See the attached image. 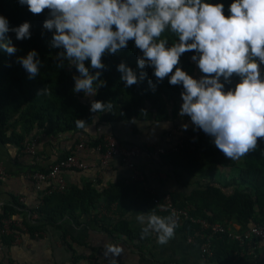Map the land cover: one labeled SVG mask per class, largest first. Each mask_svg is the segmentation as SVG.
<instances>
[{
	"label": "trees",
	"instance_id": "16d2710c",
	"mask_svg": "<svg viewBox=\"0 0 264 264\" xmlns=\"http://www.w3.org/2000/svg\"><path fill=\"white\" fill-rule=\"evenodd\" d=\"M208 2L223 3L227 16L228 6L234 0ZM47 15V9L39 15H34L27 6H21L18 0H0V16L7 18L11 27H18L24 22L31 24L30 39L17 41L14 33L7 34V38L11 39L13 46L18 49L14 55L0 52V144L23 149L35 134L44 133L53 137L73 133L81 135L84 129L77 126L76 120L89 122L88 127L93 124L104 126L133 121L159 123L176 118L190 121L189 118L179 115L183 103L180 96L182 86L170 85L167 77L162 83H157L152 68L143 70L147 76L137 85L125 87L117 66L123 62L137 74L141 71L137 67V57L142 53L135 47L134 41H129L127 48L117 54L102 57L106 70L102 72L100 79L106 81V86L99 87L95 96L85 98L83 93H75L73 76L79 73L68 61L63 62V67L57 66L60 63L57 54L61 50L51 46L52 32L43 28ZM165 38L168 40V46L178 42L177 37L167 29L159 39ZM31 50L37 51L42 61L40 74L34 79H29L25 70L16 62L17 57L26 56ZM194 54H183L178 66L193 78L199 79L202 73L191 59ZM85 66L90 67V61H86ZM91 71L94 74L95 70ZM261 74L263 77L264 65H261ZM148 80L155 85L154 91L149 87ZM238 82V78L234 76L230 86L234 87ZM44 89L45 91H42ZM93 100L110 102L112 110L91 113L90 103ZM104 137L102 134L93 141L82 137V143L87 144L90 149L101 145L102 152ZM173 146L178 150H169L165 155L156 158L160 159L161 163H169L176 176L185 173L188 177H199L196 186L188 195L169 193L175 208L186 209L188 216L197 220L230 228L232 224H237L240 227L238 232L254 226L264 227V140H258L257 148L240 159L230 160L215 147L211 137L203 131L194 130L192 124L184 139ZM72 154H75V147L63 153L58 160ZM47 170L37 169L39 172ZM155 197L158 196L146 191L141 181L137 180L113 183L103 189L91 182H85L79 187L67 185L62 192L49 195L43 192L34 208L26 207L20 199L11 196L10 200L0 207V243L3 247L10 248L18 237L26 235L30 239H39L47 228H52L60 232L61 242L71 250L70 264H81L85 257L74 251L68 242L69 233L65 226L67 220L90 218L89 220L111 236L120 235L133 239V232L126 222L118 221L109 225L97 219L95 213L98 206L103 203L104 209L109 211L111 204L125 201L131 202L139 210H151L161 217L169 216L168 212L157 209L154 204ZM33 214H36L35 219L32 218ZM18 217L21 220H18ZM5 220L11 221L7 234L2 232ZM175 230L186 238L192 236L197 242H201V229L197 223L186 219ZM240 250L238 242L226 235L216 236L212 241L213 253L207 261L212 264H232L235 253ZM94 256L89 255V258H93L95 264H101ZM7 264L17 263L8 258Z\"/></svg>",
	"mask_w": 264,
	"mask_h": 264
},
{
	"label": "clouds",
	"instance_id": "9594fccd",
	"mask_svg": "<svg viewBox=\"0 0 264 264\" xmlns=\"http://www.w3.org/2000/svg\"><path fill=\"white\" fill-rule=\"evenodd\" d=\"M21 6L39 15L48 10L43 28L52 32L51 46L63 67L68 61L79 75H74L75 93L85 98L95 96L106 81L100 79L106 65L105 55L117 54L127 48L129 41L142 55L137 57V74L121 62L117 71L125 87L144 80L145 68H152L157 83L167 77L172 86H182L183 101L179 115L187 117L194 130L212 138L215 147L230 160H238L264 140V0H234L225 15L223 3L208 0H18ZM31 24L24 22L11 27L0 16V52L9 56L18 49L7 34L17 41L31 38ZM166 29L178 42L168 46L159 39ZM191 57L202 75L195 79L180 65L181 57ZM90 61V67L85 62ZM16 62L34 79L40 74L42 61L37 51L17 57ZM175 71L173 72V70ZM91 70H95L92 74ZM239 82L231 87L233 77ZM149 87L155 85L148 80ZM42 91H45L42 90ZM112 104L93 100L90 112H110ZM79 128L87 130L89 122L76 120ZM188 125H182L187 130ZM170 216L161 217L151 210L136 215L142 225L141 238L155 232L157 243L166 245L178 227ZM116 252L115 249H110ZM107 255V253H106ZM113 264L115 262L113 261Z\"/></svg>",
	"mask_w": 264,
	"mask_h": 264
},
{
	"label": "crops",
	"instance_id": "0c3cea01",
	"mask_svg": "<svg viewBox=\"0 0 264 264\" xmlns=\"http://www.w3.org/2000/svg\"><path fill=\"white\" fill-rule=\"evenodd\" d=\"M184 124L189 128L192 122L176 118L159 123L133 121L104 126L93 124L87 130L84 129L81 135L73 133L53 137L44 133L35 134L28 140L37 139L33 154L26 152L25 148L0 144V207L11 196L20 199L26 207H36L48 184L37 185L25 175L30 170L48 169L63 153L74 149L79 144L78 141L81 143L84 140L82 137L93 141L102 134L114 136L123 147L161 148L167 153L175 143L184 139L188 130L182 129ZM76 155L84 162L86 169L64 171L62 175L68 186L79 187L85 182H91L103 189L113 183L134 181L133 171L119 156L111 158L103 166L100 151L90 149L78 151ZM156 157L158 156H141L133 161L136 170L143 176V188L157 196L169 193L188 195L196 186L199 177H188L185 173L176 176L169 163H161ZM109 208L106 211L101 203L95 213L96 218L109 225L118 221L126 222L135 238L111 236L103 232L90 218L67 220L65 226L69 233L68 242L74 251L85 257L81 264H95V260L89 258V255H95L96 261L101 264H113V261L115 264H212L205 261L197 245L188 243L184 234L179 231L175 230L174 238L166 245L157 243L155 232L141 238L142 225L136 221V215L147 212L139 210L131 202H115ZM18 220L21 219L18 217ZM231 228L240 231L237 224H232ZM110 249H115L116 252ZM243 251L244 256L237 255L232 264H264V240L248 243ZM8 258L17 264H70L71 250L61 242L59 231L47 228L39 239H30L23 235L10 248L3 247L0 243V264H7Z\"/></svg>",
	"mask_w": 264,
	"mask_h": 264
},
{
	"label": "built area",
	"instance_id": "2783aa9c",
	"mask_svg": "<svg viewBox=\"0 0 264 264\" xmlns=\"http://www.w3.org/2000/svg\"><path fill=\"white\" fill-rule=\"evenodd\" d=\"M264 77V76H263ZM104 146L103 151L101 152V164L106 166L108 161L115 157L119 156L126 163L127 167L133 171V179L137 181H143V176L139 173L134 165V159L141 156H160L166 153V150L161 148L149 149L144 147H131L126 148L121 146L112 136H105L103 139ZM37 143V139H32L28 141L25 145V150L29 154L34 153V149ZM180 144V143H179ZM101 145L98 146L95 150L100 151ZM90 150V147L85 143H79L75 146V154L69 155L63 159L58 160L53 165H51L47 171L39 172H29L25 176L26 178L33 181L35 184L40 185L43 183L48 184V187L43 191L45 195L52 194L54 192H62L66 188V182L63 178L62 173L67 170H83L86 169V165L82 162L76 155L78 151ZM177 147L173 146L171 151H177ZM0 174H2L0 166ZM153 194V193H152ZM154 204L156 205L159 211L168 212L169 216L175 212L174 219L177 221L178 225H181L184 220H188L192 223H197L200 225L201 234L197 242L194 237L188 236L187 242L197 245L201 257L207 261L211 257L212 251V241L214 237L220 235H226L229 239L234 240L239 243L241 250L239 253H235L236 256H243L242 249L254 240H264V227L254 226L249 229L238 232L232 230L229 226H223L218 223H209L205 220L194 219L187 214L186 209H177L174 207L172 199L169 194L158 196L154 198ZM36 217V214L32 217ZM20 222V221H19ZM11 221H3V230L5 234L9 233V225ZM20 225V223H17ZM24 229V228H23ZM19 238V237H18Z\"/></svg>",
	"mask_w": 264,
	"mask_h": 264
},
{
	"label": "rangeland",
	"instance_id": "374dc122",
	"mask_svg": "<svg viewBox=\"0 0 264 264\" xmlns=\"http://www.w3.org/2000/svg\"><path fill=\"white\" fill-rule=\"evenodd\" d=\"M17 240H19V238H17ZM17 240H16V241H17ZM16 241H15V242H16Z\"/></svg>",
	"mask_w": 264,
	"mask_h": 264
}]
</instances>
